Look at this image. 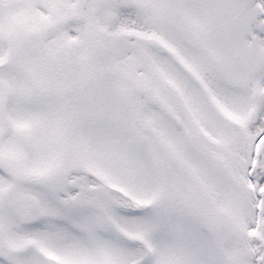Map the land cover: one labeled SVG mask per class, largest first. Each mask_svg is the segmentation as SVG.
Instances as JSON below:
<instances>
[{"label":"snow or ice","instance_id":"obj_1","mask_svg":"<svg viewBox=\"0 0 264 264\" xmlns=\"http://www.w3.org/2000/svg\"><path fill=\"white\" fill-rule=\"evenodd\" d=\"M0 264H264V0H0Z\"/></svg>","mask_w":264,"mask_h":264}]
</instances>
